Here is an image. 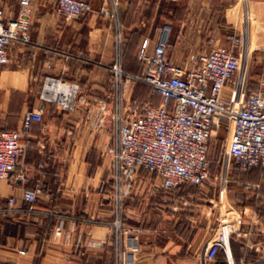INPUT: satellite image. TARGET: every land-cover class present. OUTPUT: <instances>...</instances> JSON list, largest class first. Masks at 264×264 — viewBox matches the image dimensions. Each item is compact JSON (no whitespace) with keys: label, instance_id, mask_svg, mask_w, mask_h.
<instances>
[{"label":"crops","instance_id":"1","mask_svg":"<svg viewBox=\"0 0 264 264\" xmlns=\"http://www.w3.org/2000/svg\"><path fill=\"white\" fill-rule=\"evenodd\" d=\"M56 1L33 0L31 42L14 45L10 62L0 67V134L21 130L29 111L43 116L33 123L30 137L21 140L26 154L17 172L0 180V264H115V185L106 155L115 128L107 116L121 101L142 99L137 98V82L112 87L114 66L140 73L137 54L145 39L150 53L165 43L169 60L181 67L218 47L237 49L245 58V47H233L232 38L246 41L249 57L262 66L264 0H83L93 11L68 22L56 17ZM113 2L115 17L102 15L100 8L106 5L112 12ZM19 4L0 0L7 21L17 18ZM246 77L261 80L264 70ZM74 86L77 98L68 110L62 102ZM237 86L225 90L227 104ZM157 182L141 173L123 199V223L143 230L141 252L129 264H264V201L235 207L238 219L230 223L220 220L221 210L217 220L211 219L214 208L204 207L200 216L189 218L187 230H171L160 238L157 205L167 206V211L158 209L160 219L178 223L180 218L171 198L157 201ZM37 186L44 189L41 198L26 202L24 191ZM253 189L264 195L262 184ZM12 197L18 201L16 210L8 207ZM230 225L237 230L226 232ZM214 244L219 245L217 254L208 260Z\"/></svg>","mask_w":264,"mask_h":264},{"label":"built area","instance_id":"2","mask_svg":"<svg viewBox=\"0 0 264 264\" xmlns=\"http://www.w3.org/2000/svg\"><path fill=\"white\" fill-rule=\"evenodd\" d=\"M19 5L17 18L9 21L0 8V67L10 62L9 50L14 45L31 42L33 0H20ZM112 7L113 11L109 12L103 5L100 13L115 17L117 2H113ZM92 11L93 6L83 0H57L55 5L56 17L66 22L85 18ZM231 43L233 47H242L238 39L232 38ZM149 49L150 41L145 39L137 54V61L143 67L140 73H126L118 63L113 68L115 90L129 82L143 83L161 98L159 105L148 101H121L107 116L108 124L115 128L113 142L106 150V155L111 157L115 185V264H129V258L141 252L138 238L143 230L125 225L121 219L123 199L135 188L138 176L143 173L156 177L158 188L166 192L189 185L205 193L202 190L211 177L210 144L221 123L227 122L231 131L228 152L233 174L240 176L261 169L264 175V78L255 85H241L239 89L243 59L229 47L201 53L188 67L169 60L165 43H157L152 53ZM117 53H121V38L117 41ZM232 83L238 86L234 98L227 104L224 94ZM77 92L78 86L71 87L70 99L62 102L66 109H73ZM236 92L241 94L239 98ZM42 121L40 112L29 111L23 118L21 130L0 134V180L9 179L17 172L26 154L21 140L30 137L34 122ZM19 178L24 179L21 173ZM246 190L252 192V186L246 185ZM43 193V187L37 186L25 190L23 199L35 204ZM17 205L16 198L8 200L10 210L18 209ZM220 210L222 222L238 219L235 207ZM236 230L230 225L225 231ZM218 247L214 244L210 248L208 260H214Z\"/></svg>","mask_w":264,"mask_h":264},{"label":"rangeland","instance_id":"3","mask_svg":"<svg viewBox=\"0 0 264 264\" xmlns=\"http://www.w3.org/2000/svg\"><path fill=\"white\" fill-rule=\"evenodd\" d=\"M238 40L240 42L242 41L240 39ZM245 45L246 41H242V46L245 47L246 54L245 58L242 56L243 65L238 76V83L250 86L257 84L260 80L257 78H253V80L247 79V73L250 78V75L264 70V65L259 66L255 63L254 58L252 59V55L251 58L249 57L250 55L247 53L248 50ZM238 47L240 48L241 46ZM136 88L139 93L137 98L142 99L141 101L152 102L156 105L161 103L160 96L152 94L150 86L143 83H136ZM240 96L241 94L236 92V97L239 98ZM230 132L229 124L223 122L211 141L209 153L211 177L209 183L204 188L205 193H201L200 189L189 185H183L174 192L160 190L157 193V201L161 196L171 198L170 205L173 207L174 214L176 216L178 215L180 218L178 223L169 220L164 221V217L160 219L159 215H163L161 211H167V206L163 205L161 208L157 205V234L159 237L165 236L170 233L171 230H178L179 232L187 230L190 226L189 218L200 216L204 207L214 208L211 219L217 220L220 215V209L224 212L226 211L225 208L230 206L237 208L240 205H249L250 202L264 201V195L253 192L254 186L262 184L264 187V178L261 179L258 170L256 171L258 176L256 175L255 177H253L252 174L235 176L232 172V159L228 152ZM246 185L252 186V192L246 190ZM167 202H169V200H167L166 203Z\"/></svg>","mask_w":264,"mask_h":264},{"label":"trees","instance_id":"4","mask_svg":"<svg viewBox=\"0 0 264 264\" xmlns=\"http://www.w3.org/2000/svg\"><path fill=\"white\" fill-rule=\"evenodd\" d=\"M209 164H210V161H209ZM259 171L260 172V177H261V179H263L264 178V175H263V173H262V170L261 169H254V170H252V171H250V172H248L247 174H251L252 172H254V171ZM245 175V174H244ZM240 176H242V175H240Z\"/></svg>","mask_w":264,"mask_h":264},{"label":"bare ground","instance_id":"5","mask_svg":"<svg viewBox=\"0 0 264 264\" xmlns=\"http://www.w3.org/2000/svg\"><path fill=\"white\" fill-rule=\"evenodd\" d=\"M245 46H247V45H245ZM47 87H48V86H47ZM54 91H55V89H54ZM54 91H53V92H54ZM57 91H58V90H57ZM58 92H59V91H58ZM52 97H53V96H52ZM55 97H56V100L59 99V96H58V95H56ZM70 97H71V96H70V94H69L68 97L63 98V101H64V100L66 101V100L70 99Z\"/></svg>","mask_w":264,"mask_h":264}]
</instances>
